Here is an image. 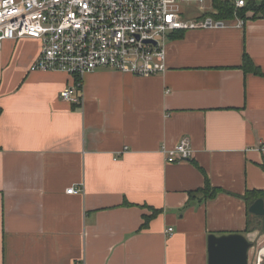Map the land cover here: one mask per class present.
<instances>
[{"label": "crops", "instance_id": "obj_1", "mask_svg": "<svg viewBox=\"0 0 264 264\" xmlns=\"http://www.w3.org/2000/svg\"><path fill=\"white\" fill-rule=\"evenodd\" d=\"M171 35L165 73L86 72L79 105L60 95L73 76L31 71L40 40L4 41L0 264H208L210 234L253 240L246 193L264 190V15ZM244 54L261 74L243 69ZM183 137L193 157L168 162L163 147Z\"/></svg>", "mask_w": 264, "mask_h": 264}, {"label": "built area", "instance_id": "obj_2", "mask_svg": "<svg viewBox=\"0 0 264 264\" xmlns=\"http://www.w3.org/2000/svg\"><path fill=\"white\" fill-rule=\"evenodd\" d=\"M180 1L197 2L201 13L196 19H186ZM217 1L0 0V49L6 40H40L41 51L31 64V71H62L73 76L74 83L60 95L79 105L86 72L104 67L145 77L165 73L166 42L172 33L218 27L232 21L215 18ZM225 1L235 12L249 5L264 6V0ZM234 20L244 23L238 16ZM162 151L168 162L191 159L194 155L188 137L171 148L163 147ZM79 191L74 186L67 190ZM173 230L169 227L167 233L172 234ZM261 250L258 264L264 257Z\"/></svg>", "mask_w": 264, "mask_h": 264}, {"label": "water", "instance_id": "obj_3", "mask_svg": "<svg viewBox=\"0 0 264 264\" xmlns=\"http://www.w3.org/2000/svg\"><path fill=\"white\" fill-rule=\"evenodd\" d=\"M249 212L264 218V198H257ZM253 243L243 233L209 235L208 264H249V251Z\"/></svg>", "mask_w": 264, "mask_h": 264}, {"label": "trees", "instance_id": "obj_4", "mask_svg": "<svg viewBox=\"0 0 264 264\" xmlns=\"http://www.w3.org/2000/svg\"><path fill=\"white\" fill-rule=\"evenodd\" d=\"M216 7H217L218 12L214 16L217 19L234 20L238 16V17H241L245 21L248 17H256L261 14L264 15V6L257 7L255 5H249L235 12V9L232 6H230L227 1L218 0ZM176 33L175 32L172 33L171 36H173ZM243 69H245L246 71H253L257 74L262 73L260 68L253 63V61L247 54H244ZM0 113H1V108H0ZM204 189L205 191L210 192V197L215 196L220 191L219 189L212 187L208 182ZM260 197L264 198V190H249L246 193V201H247L248 207L257 198H260ZM255 217L261 218L260 216H255ZM250 225L251 224L249 220L247 229H246L247 231L253 229Z\"/></svg>", "mask_w": 264, "mask_h": 264}, {"label": "rangeland", "instance_id": "obj_5", "mask_svg": "<svg viewBox=\"0 0 264 264\" xmlns=\"http://www.w3.org/2000/svg\"><path fill=\"white\" fill-rule=\"evenodd\" d=\"M181 11L184 14L186 19H196V15L201 13L197 2L186 3L181 2ZM250 226L253 228L251 229V236H253V240H250L253 243V247L250 250V264H258V256L259 251L264 247V218L258 219L254 216H251ZM253 231H256L253 233ZM255 234V235H254ZM260 264H264V257H262V261Z\"/></svg>", "mask_w": 264, "mask_h": 264}, {"label": "bare ground", "instance_id": "obj_6", "mask_svg": "<svg viewBox=\"0 0 264 264\" xmlns=\"http://www.w3.org/2000/svg\"><path fill=\"white\" fill-rule=\"evenodd\" d=\"M261 254H262V256L264 255V248L261 250Z\"/></svg>", "mask_w": 264, "mask_h": 264}]
</instances>
